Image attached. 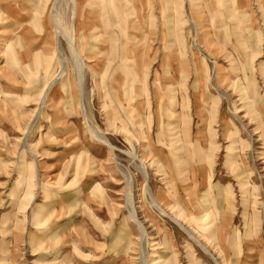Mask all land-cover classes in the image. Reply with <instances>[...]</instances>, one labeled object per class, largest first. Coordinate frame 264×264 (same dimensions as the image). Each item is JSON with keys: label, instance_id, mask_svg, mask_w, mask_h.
Wrapping results in <instances>:
<instances>
[{"label": "rangeland", "instance_id": "rangeland-1", "mask_svg": "<svg viewBox=\"0 0 264 264\" xmlns=\"http://www.w3.org/2000/svg\"><path fill=\"white\" fill-rule=\"evenodd\" d=\"M175 217L264 264V0H0V264H216Z\"/></svg>", "mask_w": 264, "mask_h": 264}, {"label": "bare ground", "instance_id": "bare-ground-1", "mask_svg": "<svg viewBox=\"0 0 264 264\" xmlns=\"http://www.w3.org/2000/svg\"><path fill=\"white\" fill-rule=\"evenodd\" d=\"M74 1H76V0H74ZM76 4V3H75ZM54 20H55V23L57 24V27L60 29L61 27H60V24L62 23V21L60 20V17H59V15L57 14V13H54ZM63 23H64V21H63ZM74 23V22H73ZM71 24L69 27H67L65 24H63L62 25V33L65 35V37L68 39V41H69V43H70V46H71V50L74 52V56H75V59H76V62H77V71H78V75H79V78H80V80L82 81V78H83V62H82V57H81V52H80V50H79V48H77V47H75V33H74V24ZM245 43H246V46H247V42L245 41ZM263 71V70H262ZM55 82V81H54ZM53 82V83H54ZM52 83V84H53ZM50 90V88L48 89V91ZM46 93V92H45ZM45 101V100H44ZM243 111V109H240V110H238V111H234V114H235V116L237 117V118H239L240 119V117H239V112H242ZM33 125V124H32ZM94 134H96L101 140H103V141H105V142H107L108 144H110L109 143V140L103 135V134H101V133H94ZM234 139H237V138H234ZM237 140H234V141H232V143L234 144L235 142H236ZM104 142V143H105ZM112 146V145H111ZM234 146V145H233ZM113 147V146H112ZM235 154V153H234ZM142 171H143V173H144V175H145V177L147 178L148 177V172H147V170H146V168H145V166L143 165L142 166ZM131 182V181H130ZM243 182V181H242ZM147 188L148 187H146L145 186V192H148L147 191ZM131 189V188H130ZM130 197V196H129ZM151 198H152V203H154L162 212H164V213H167L165 210H164V208L158 203V200L151 194ZM130 199H131V197H130ZM133 200V199H132ZM132 201H130L129 203V205H130V212H131V214H132V216L137 220V222H138V225H139V228H140V230L142 231V233H145V226H144V224H143V222H141L140 220H139V218H138V215L136 214V212H135V208L133 209V204L131 203ZM169 215V214H168ZM170 217H172V216H170ZM172 219H173V217H172ZM176 221H178L183 227H184V229L191 235V237H193L195 240H196V243L198 242V244L202 247V249H204V251H206L208 254H210V256L215 260V262H216V264H228V260L227 259H225V257L223 256V254L221 253V251H219L218 253H219V255H220V257H222L223 259V262L222 261H220L219 260V258L218 257H215V254H213L212 252H211V249H210V247H209V245L208 244H205V243H203L197 236H196V234H195V231L192 229V228H188V227H186V226H184L183 224H182V222H181V219L180 218H178V217H175L174 218ZM210 221V220H209ZM213 223V222H212ZM191 224V223H190ZM206 224V223H205ZM207 228V227H206ZM204 229V228H203ZM218 230H219V228H218ZM220 231V230H219ZM188 234V235H189ZM224 235V234H223ZM194 239H192V240H194ZM222 241V240H221ZM222 243V242H221ZM224 250H225V248H224ZM227 255V254H226ZM230 264V263H229Z\"/></svg>", "mask_w": 264, "mask_h": 264}]
</instances>
